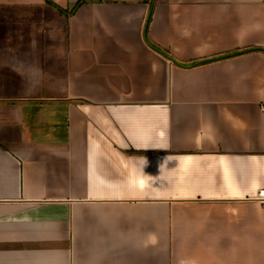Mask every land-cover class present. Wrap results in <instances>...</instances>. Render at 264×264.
I'll return each mask as SVG.
<instances>
[{
	"label": "crops",
	"instance_id": "crops-1",
	"mask_svg": "<svg viewBox=\"0 0 264 264\" xmlns=\"http://www.w3.org/2000/svg\"><path fill=\"white\" fill-rule=\"evenodd\" d=\"M78 1L0 0V264H264V0Z\"/></svg>",
	"mask_w": 264,
	"mask_h": 264
},
{
	"label": "trees",
	"instance_id": "trees-1",
	"mask_svg": "<svg viewBox=\"0 0 264 264\" xmlns=\"http://www.w3.org/2000/svg\"><path fill=\"white\" fill-rule=\"evenodd\" d=\"M82 2H85V0H79L77 3H76V5L74 6V8L73 9H70V11H64V10H62V9H60L62 12H66L67 14L69 13V14H71L72 12H74L75 11V9L82 3ZM147 25H148V23H147ZM155 48H157V50H159L160 52H162L163 54H166L162 49H160V48H158V47H156V46H154Z\"/></svg>",
	"mask_w": 264,
	"mask_h": 264
},
{
	"label": "built area",
	"instance_id": "built-area-1",
	"mask_svg": "<svg viewBox=\"0 0 264 264\" xmlns=\"http://www.w3.org/2000/svg\"><path fill=\"white\" fill-rule=\"evenodd\" d=\"M261 109L264 111V101L261 103ZM259 196L264 198V189H261Z\"/></svg>",
	"mask_w": 264,
	"mask_h": 264
},
{
	"label": "clouds",
	"instance_id": "clouds-1",
	"mask_svg": "<svg viewBox=\"0 0 264 264\" xmlns=\"http://www.w3.org/2000/svg\"><path fill=\"white\" fill-rule=\"evenodd\" d=\"M155 241H156L155 236L149 235V237H148V242H150V243H155Z\"/></svg>",
	"mask_w": 264,
	"mask_h": 264
}]
</instances>
